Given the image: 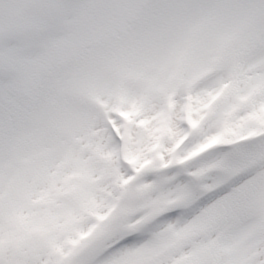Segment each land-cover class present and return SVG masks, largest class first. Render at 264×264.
<instances>
[{
    "label": "rangeland",
    "instance_id": "obj_1",
    "mask_svg": "<svg viewBox=\"0 0 264 264\" xmlns=\"http://www.w3.org/2000/svg\"><path fill=\"white\" fill-rule=\"evenodd\" d=\"M261 4L263 0H47L44 6L40 0H0V264H200L202 259H208L203 264H220L223 253L203 238L202 225L214 224L212 217L229 198L208 206L182 230L175 223L163 226L140 252V247L126 248L113 256L117 250L107 253L104 247L136 231L149 209L162 211L174 197L175 206L197 200L200 192L189 190L182 174H201L195 178L212 190L226 175L264 161V55L253 68L240 57L264 53V9L256 11ZM76 21L80 29L73 31ZM54 42L59 47H50ZM221 61L234 80L225 81L231 85L216 106L227 117L215 119L213 127L220 125L209 135L190 131L201 143L226 124L215 139L218 146L200 151L192 138L191 147L173 161L159 150L162 144L154 132L138 127V145L132 139L123 145L118 150L123 161L116 162L115 145L100 125L112 96L129 95L139 87L135 81H152L148 97L130 109L131 116L116 121L122 135L141 123L134 110L162 111L157 83H214ZM221 82L214 83L211 94ZM170 91L175 93L174 87ZM170 102L178 103L174 98ZM146 144L167 160L153 163L158 173L144 163L146 157L139 167L135 164L136 154H151L153 148ZM191 155L196 159L184 164ZM216 163L226 167L224 177L215 173ZM166 164L181 171L167 177ZM232 195L245 203L242 215L253 218L251 227L262 230L264 170ZM124 197L127 203H122ZM132 205L147 209L124 214ZM196 233L198 241L185 252L169 255L187 234ZM244 253L237 254L234 264H243ZM210 256L220 260L211 262Z\"/></svg>",
    "mask_w": 264,
    "mask_h": 264
},
{
    "label": "bare ground",
    "instance_id": "obj_2",
    "mask_svg": "<svg viewBox=\"0 0 264 264\" xmlns=\"http://www.w3.org/2000/svg\"><path fill=\"white\" fill-rule=\"evenodd\" d=\"M212 84H214L212 81H210L209 83H208V85H206V87H208V88H210L211 86H212ZM176 85V84H175ZM201 91V92H200ZM200 92V93H199ZM143 95V93L141 92L140 93V96H142ZM203 95H204V89H203V87H199V89H198V100L200 101V100H202V98H203ZM148 113H152V112H154V110H152V109H148V111H147ZM147 118H150V120H152V118L153 117H150V116H146ZM148 128V127H147ZM212 128H213V125H210L208 128H207V130H206V134H208L211 130H212ZM147 133H149V132H147ZM137 134L134 136V147L135 146H137L138 144H137ZM150 238H152V236H150L149 237V239ZM149 239H144L142 242H140V243H138L137 245H139V246H141L142 244H144V243H146L147 242V240H149ZM259 241V243H256V241ZM252 243H255V245H254V248H258L259 250H262V249H264V237H263V239L262 238H257V236L256 237H254V238H251L245 245H247V244H252ZM242 245H244V244H240V243H232V248L234 249V251L236 252L238 249H241V246ZM138 246V247H139ZM246 249V248H245ZM258 250V251H259ZM261 252L262 251H260V254H261Z\"/></svg>",
    "mask_w": 264,
    "mask_h": 264
}]
</instances>
